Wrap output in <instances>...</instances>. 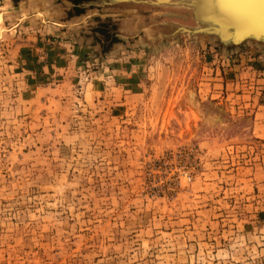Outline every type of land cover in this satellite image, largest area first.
Listing matches in <instances>:
<instances>
[{
	"label": "rangeland",
	"instance_id": "1",
	"mask_svg": "<svg viewBox=\"0 0 264 264\" xmlns=\"http://www.w3.org/2000/svg\"><path fill=\"white\" fill-rule=\"evenodd\" d=\"M173 4L0 0V264H264V47Z\"/></svg>",
	"mask_w": 264,
	"mask_h": 264
},
{
	"label": "bare ground",
	"instance_id": "2",
	"mask_svg": "<svg viewBox=\"0 0 264 264\" xmlns=\"http://www.w3.org/2000/svg\"><path fill=\"white\" fill-rule=\"evenodd\" d=\"M159 1L163 2V3L164 2L165 3L166 2L175 3V4H173V9H176V10H179V7H181L183 5H187L188 7H189V5H192L195 8L194 10H196L197 12L199 10H201L202 8H203V10L207 9L205 14H207V15L212 14L211 16H212L213 20H211V21H203V20L199 21L198 20L196 27L197 26L199 28L202 27L201 30H206L208 34L211 32L213 33L214 29L216 28V25H217V29H218L217 32H220V34L223 36V38H228L226 41L234 39L238 42H240V41L246 42L247 40H253L254 42H257L258 44L260 42L264 43V32L250 28V26H249V19L250 18L248 19L245 17V15L242 14V17L244 19L239 18L236 20L235 14L239 13V15H241V13H243L245 11V7L240 6L239 7L240 9L237 8V6H235L233 0H210V1L209 0L208 1L195 0L194 2H190L189 0H164V1L159 0ZM199 1H202V2L205 1V3L200 4ZM239 1H241V0H239ZM257 5L258 4L255 3V6L253 9H256ZM194 10L189 8L186 10V12L189 14V12L191 13V11L193 12ZM182 11H184V10H182ZM182 11H180V12H182ZM186 12H184L185 14H183V15H187ZM254 18H256V17H254ZM254 26L258 27V24H255ZM179 32H180V30H179ZM180 33H182V32H180Z\"/></svg>",
	"mask_w": 264,
	"mask_h": 264
},
{
	"label": "water",
	"instance_id": "3",
	"mask_svg": "<svg viewBox=\"0 0 264 264\" xmlns=\"http://www.w3.org/2000/svg\"><path fill=\"white\" fill-rule=\"evenodd\" d=\"M205 1H208V0H205ZM205 1H203V3H205ZM210 1V0H209ZM235 6H237V8H239L240 6H244L245 7V11L243 13H241V15H239V13H236L235 14V18L236 20L237 19H244L242 17V14L245 15L246 18H250L249 19V26L250 28L252 29H256V30H260V31H263L264 32V0H233ZM255 3H257V8L256 9H253L254 6H255ZM189 7L194 10V6L192 5H189ZM240 9V8H239ZM210 12V11H209ZM193 15H195V18L194 20L197 21L199 20H203V21H211L213 20L212 18V14H205V15H202L200 14L199 12H197L196 10L193 11ZM256 17V18H254ZM255 20V21H254ZM215 23V22H214ZM255 24H258V27H255L254 25ZM219 25V24H218ZM202 27L200 28V32H207L206 30H201ZM217 25H216V28L214 29V32L212 33L213 35L215 36H218L219 39L224 43H229V44H232V45H241L242 43H245V42H238L236 40H229V41H226L228 38H223V36L220 34V32H217ZM248 41H253V40H247L246 42ZM257 43V42H256ZM262 47H264V43L263 42H260L259 43Z\"/></svg>",
	"mask_w": 264,
	"mask_h": 264
},
{
	"label": "crops",
	"instance_id": "4",
	"mask_svg": "<svg viewBox=\"0 0 264 264\" xmlns=\"http://www.w3.org/2000/svg\"><path fill=\"white\" fill-rule=\"evenodd\" d=\"M28 1H30V2H34V1H39V2H43V1H47V0H23V2H24V4H26V3H28ZM52 0H50V2H51ZM173 2V1H172ZM175 4V3H174ZM23 6V5H22ZM20 7V8H23V7ZM72 6V5H71Z\"/></svg>",
	"mask_w": 264,
	"mask_h": 264
},
{
	"label": "trees",
	"instance_id": "5",
	"mask_svg": "<svg viewBox=\"0 0 264 264\" xmlns=\"http://www.w3.org/2000/svg\"><path fill=\"white\" fill-rule=\"evenodd\" d=\"M73 1H75V0H73ZM78 1H81V0H78ZM82 1H84V0H82Z\"/></svg>",
	"mask_w": 264,
	"mask_h": 264
}]
</instances>
